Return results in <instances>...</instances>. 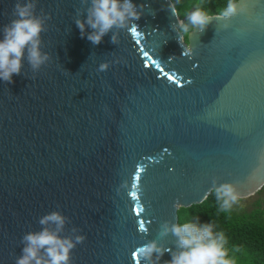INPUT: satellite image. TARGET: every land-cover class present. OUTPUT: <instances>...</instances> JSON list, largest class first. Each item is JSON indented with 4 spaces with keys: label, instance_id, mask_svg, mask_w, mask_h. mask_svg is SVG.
<instances>
[{
    "label": "water",
    "instance_id": "95a60500",
    "mask_svg": "<svg viewBox=\"0 0 264 264\" xmlns=\"http://www.w3.org/2000/svg\"><path fill=\"white\" fill-rule=\"evenodd\" d=\"M132 2L150 6L136 33L93 45L74 23L80 0H38L51 58L0 80V264H15L53 210L70 218L65 234L86 236L72 264H136L133 252L203 204L213 178L240 200L264 189V0H239L245 11L194 32L184 55L168 0ZM15 3L0 0V27Z\"/></svg>",
    "mask_w": 264,
    "mask_h": 264
},
{
    "label": "clouds",
    "instance_id": "9594fccd",
    "mask_svg": "<svg viewBox=\"0 0 264 264\" xmlns=\"http://www.w3.org/2000/svg\"><path fill=\"white\" fill-rule=\"evenodd\" d=\"M206 2L190 0V11L177 8L180 0H168L165 5L177 18L178 23L171 24V29L177 34L178 42L184 46L182 55L185 54L186 38L194 32H204L214 20L223 22V27L228 28L232 19L245 11L237 0H227L224 8L211 13L205 9ZM37 3L38 0H16L11 13L13 18L0 27V80L6 83L13 82V74H21L23 60L26 59L31 71L36 73L51 58L43 50L42 43V33L47 31V21L51 17L43 10L37 14ZM80 5L76 9L74 23L81 37H86L93 45H99L109 33L111 43L117 45L120 32L131 30L135 33L137 25L134 21L141 18L145 8H150L148 4L137 5L132 0H80ZM152 14L155 15L153 10ZM89 28L91 31H87ZM108 67L109 63H101L97 71L104 72ZM212 184L204 200L214 195L219 211L230 212L241 199V193L231 182L220 183L217 178H213ZM174 207L182 206L177 202ZM38 223L40 230L23 235V247L15 264H72V251L77 245L83 244L86 236L79 234L81 230L75 226L65 234L70 218L60 210L43 215ZM139 231L147 233L148 230L140 227ZM169 235L174 238V250L161 243ZM158 236L159 239L149 240L136 249V264H140L141 260L145 264H160L166 252L171 254V259L164 261V264H234V260L229 257L225 233L214 231L212 222L200 224L196 219L195 222L181 223L177 219L173 223L166 220L160 224Z\"/></svg>",
    "mask_w": 264,
    "mask_h": 264
},
{
    "label": "trees",
    "instance_id": "16d2710c",
    "mask_svg": "<svg viewBox=\"0 0 264 264\" xmlns=\"http://www.w3.org/2000/svg\"><path fill=\"white\" fill-rule=\"evenodd\" d=\"M226 3L227 0H207L205 9L216 13ZM177 8L192 10L190 0H180ZM263 192L264 189L260 194ZM196 219L200 224L212 222L214 231L225 233L229 257L234 260V264H264V200L258 201L250 212L235 206L230 212H220L215 196L210 195L201 205L179 210V222H195Z\"/></svg>",
    "mask_w": 264,
    "mask_h": 264
},
{
    "label": "rangeland",
    "instance_id": "374dc122",
    "mask_svg": "<svg viewBox=\"0 0 264 264\" xmlns=\"http://www.w3.org/2000/svg\"><path fill=\"white\" fill-rule=\"evenodd\" d=\"M260 200H264V192L261 194L259 193L249 199L239 200V202L235 204L234 206L237 209L240 208L241 210H244V211L246 210V212H250L253 209H255L256 203Z\"/></svg>",
    "mask_w": 264,
    "mask_h": 264
},
{
    "label": "snow or ice",
    "instance_id": "6c2138e0",
    "mask_svg": "<svg viewBox=\"0 0 264 264\" xmlns=\"http://www.w3.org/2000/svg\"><path fill=\"white\" fill-rule=\"evenodd\" d=\"M135 33H136V32H135ZM135 33H134V34H135ZM136 42L139 43V41H136ZM144 55L147 56V55H148L147 52H145ZM134 195H135V194H134ZM141 211H142V210H141ZM139 214H140V212L138 211V212H137V215H139ZM138 226H139V228H140V227H145L144 222H143V221H140ZM133 253H135V251H134Z\"/></svg>",
    "mask_w": 264,
    "mask_h": 264
}]
</instances>
